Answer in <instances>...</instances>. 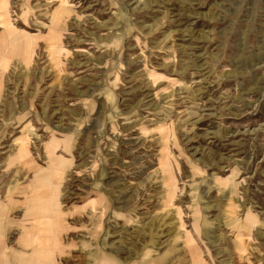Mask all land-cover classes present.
I'll return each mask as SVG.
<instances>
[{
  "label": "rangeland",
  "instance_id": "374dc122",
  "mask_svg": "<svg viewBox=\"0 0 264 264\" xmlns=\"http://www.w3.org/2000/svg\"><path fill=\"white\" fill-rule=\"evenodd\" d=\"M1 1L0 264H264V0Z\"/></svg>",
  "mask_w": 264,
  "mask_h": 264
},
{
  "label": "bare ground",
  "instance_id": "6f19581e",
  "mask_svg": "<svg viewBox=\"0 0 264 264\" xmlns=\"http://www.w3.org/2000/svg\"><path fill=\"white\" fill-rule=\"evenodd\" d=\"M5 9H6V7H5V5H4V2L1 1V2H0V10H1V11H4V12L1 13V16L5 14ZM57 14H58V13L55 14V22H57V17H56ZM55 22H54V23H55ZM52 25H53V24H52ZM24 244H25V243H24Z\"/></svg>",
  "mask_w": 264,
  "mask_h": 264
}]
</instances>
